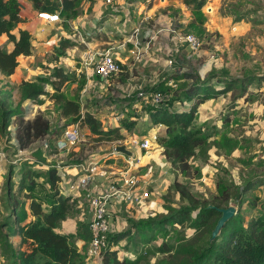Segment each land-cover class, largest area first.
<instances>
[{
    "label": "rangeland",
    "instance_id": "obj_1",
    "mask_svg": "<svg viewBox=\"0 0 264 264\" xmlns=\"http://www.w3.org/2000/svg\"><path fill=\"white\" fill-rule=\"evenodd\" d=\"M80 1V16L76 18L44 19L39 17L40 9L34 8L33 13L40 22L32 33L34 54L18 59L19 65L11 76L0 72V104L6 97L9 106L15 108L21 100V84L26 80L42 82L48 93L40 96L42 103L33 109L31 116L24 117L22 123L16 121L15 126L0 129V150L4 151L5 159H19V163L0 162L5 167V182L10 168L14 170L11 199L7 197L6 183L0 186L4 206L0 211V228L5 221H13L10 210L14 205L21 207L22 202H26L25 208H21L27 213L26 220L34 219L28 208L29 200L23 196L26 189H20L26 168L45 172L50 163H87L99 154L112 151L119 142L130 144L134 139L144 140L153 134L158 139L153 140L150 151L164 153L162 142L168 129L154 123L151 114L162 105L172 110L188 109L190 102L184 94L195 85L194 78L188 76L194 74L198 87L207 83L225 90L201 106L194 122L209 136L204 147L191 159L194 177L186 178L174 167L157 170L155 162L147 160L145 163L150 164L139 171L137 204L115 205L126 206L128 212L121 215L122 222L113 220L111 236L130 232L126 239L113 245L119 257H134L137 251L149 256V262L153 263L168 257L172 252L167 248L195 232L187 225H169L166 231H151L147 224H139L150 217L161 219L169 206L179 208L186 203L173 189L174 182H183L196 195L211 199L218 193L217 183L223 178L234 179L241 190L248 180L264 179V0H208L200 16L194 15L181 0H115L112 4L107 0ZM138 27L139 34L135 35ZM14 31L18 35V31ZM188 34L197 36L200 46L191 56L186 53L190 61L182 64L178 57L187 52L188 47H183L178 36ZM65 40L74 45L63 48ZM10 45L8 37H0L3 50L8 51ZM108 48L119 52L123 60H118L119 72L104 79L96 72L95 61L90 58ZM57 68L76 78L61 92L78 98L81 114H94L105 132L120 128V137L115 138V133L94 134L81 124V140L66 152L55 157L42 147L32 128L37 115L43 114L50 122V136L54 140H58L66 128L79 124L73 117H65L62 105L52 97L55 92L52 82H59L55 76ZM156 92H162L159 103L154 100ZM114 159L104 157L102 160L108 163ZM39 160L42 162L38 163ZM149 166L154 167L153 170ZM83 192L78 208L87 214L91 206L86 189ZM146 192L155 193L156 202H149ZM244 198L241 213L245 227L263 225L264 184L252 186ZM239 200L237 194L231 200L237 210ZM81 211L67 219L63 231H73L74 225L78 227L80 219H85ZM149 238L147 243L143 242ZM208 238L207 234L203 241ZM220 244L227 246L222 240ZM88 250L89 243L84 250L86 261ZM218 258L214 253L205 264H220ZM3 260L0 257V264H9Z\"/></svg>",
    "mask_w": 264,
    "mask_h": 264
},
{
    "label": "trees",
    "instance_id": "obj_2",
    "mask_svg": "<svg viewBox=\"0 0 264 264\" xmlns=\"http://www.w3.org/2000/svg\"><path fill=\"white\" fill-rule=\"evenodd\" d=\"M31 1L34 8L37 7L42 13L50 15L60 13L64 18L80 16V0ZM181 1L192 10L194 15L200 16L208 0ZM22 11L23 5L20 1L0 0V36L6 34L14 43V48L10 52L0 48V72L6 76L15 73L21 55L34 54L32 33L28 29H20L18 35L13 33L15 25L23 21ZM62 44L63 48L74 45L69 40H65ZM185 46L186 44L183 45L184 48ZM186 53L189 54L188 48L187 52L181 53L178 57L182 64L190 61L186 58ZM55 76L59 82H52L55 90L52 97L62 105L61 111L65 117H73L80 124L88 126L94 134L110 136L115 133V138L120 137V128L105 132L94 114L90 112L81 114V105L77 97H68L61 92L66 84H73L76 78L65 73L61 68L56 69ZM188 76L194 78L195 84L185 90L184 97L190 102L188 109L172 110L162 105L156 112H152L151 118L154 123L165 125L168 129V135L163 137L165 139L162 142L165 146V156L184 177L193 178L195 171L191 159L204 147L209 137L203 132V128L196 126L194 122L201 105L207 100L217 98L225 93V90L216 89L207 83H202L198 87L197 76L194 74ZM47 94L42 82L24 81L21 84V100L15 108L9 106L6 97L1 99L0 129L15 126L16 121L22 123L23 118L31 116L33 109L42 103L40 96ZM32 128L36 138L43 139L47 136L52 140L50 122L43 114L34 118ZM13 173V168H10L5 182L9 199L13 196ZM39 177L42 180H39ZM60 182L61 176L56 167L46 168L45 172L35 171L33 168H26L23 171L20 189H26L23 196L29 200L28 208L34 219L26 220L27 213L21 209L25 208L26 202H22L21 207L12 206L10 213L13 221H5L0 228L1 254L9 264H36L34 255L37 251L49 258L43 264H86L85 257H79L78 249L73 246L72 240L76 236L88 244L91 238L88 224L79 222L76 235L57 231L64 220L79 213V200L62 194ZM263 184V178H254L245 182L241 190L234 179L228 181L223 178L217 183L218 193L208 199L196 195L187 184L176 181L177 191L182 201L186 203L179 208L169 206V210L161 219L150 217L139 224H147L151 231L154 229L166 231L169 225L173 227L187 225L194 229L193 235L174 247L167 248L172 254L161 257L153 263L149 262V256H143L137 251H134V257H119L118 250L113 245L126 239L130 232L110 235V247L104 254L102 264H205L214 253H217L220 264H264V224L246 228L241 213L247 192L252 186ZM234 194L239 195L240 200L237 205L239 209L225 223L217 236L219 238L216 237L215 241L212 233L222 215L219 209L229 207ZM207 234L210 238L205 242L203 237ZM15 235L21 236L19 247H15L10 241V237ZM150 239H144L143 242L147 243ZM221 240L227 246L223 247L220 244Z\"/></svg>",
    "mask_w": 264,
    "mask_h": 264
},
{
    "label": "built area",
    "instance_id": "obj_3",
    "mask_svg": "<svg viewBox=\"0 0 264 264\" xmlns=\"http://www.w3.org/2000/svg\"><path fill=\"white\" fill-rule=\"evenodd\" d=\"M115 0H107L108 4L114 3ZM150 1V0H143ZM39 17L44 19L60 18L59 15H50L48 13H41ZM140 27L135 30V35H138ZM179 42L184 45L186 44L189 50L188 56L198 50L200 46V40L193 34L179 35ZM99 56L98 59H96ZM121 54L115 53L112 48L101 50L91 56V61H95L96 72L101 78L108 79L113 74H116L120 70L118 60L121 61ZM96 59V60H95ZM174 62V60H170ZM155 102L159 103L162 101V92H156L154 94ZM80 122L74 127H68L58 140H50L47 136L43 139H39L42 147L47 150L52 156L57 157L58 154L66 152L68 149L75 146L81 140ZM158 137L153 134L152 137H147L144 140L134 139L130 144H125L127 147H139L142 150L152 149L153 140ZM122 142L113 146L112 152L115 154H121L125 166L117 171H110L107 167H100V162L90 160L87 163L74 164L77 171L85 174V183L91 182L95 176H101L105 178V181L96 183L91 188H87V200L91 206V217L88 223L91 238L89 241V259H95L96 263H102L105 252L110 247V235L113 228V216L115 214V205L125 203L128 206H134L140 199L138 193L139 185V173L137 164L139 157H135L133 154L128 155L117 150L118 145H122ZM129 145V146H128ZM7 160L12 163H19V159L15 158L12 160L5 159V153L0 150V162ZM42 161H38L41 163ZM59 163V164H57ZM4 164H0L1 167ZM15 165V164H14ZM41 165V164H39ZM56 167L59 169L64 167L62 162L47 164V168ZM96 188V189H95ZM151 193L146 192L145 196L148 199ZM88 259V260H89Z\"/></svg>",
    "mask_w": 264,
    "mask_h": 264
},
{
    "label": "crops",
    "instance_id": "obj_4",
    "mask_svg": "<svg viewBox=\"0 0 264 264\" xmlns=\"http://www.w3.org/2000/svg\"><path fill=\"white\" fill-rule=\"evenodd\" d=\"M18 1H20V3L23 5V11L21 14L23 21L15 25V27L13 28V33L16 34V32L14 30H17L19 33L20 29H28L31 33H34V31H36L38 29V26H40L39 17H37L33 13V12H35L34 6H33L32 2L29 3L28 0H18ZM30 13H31V15H30ZM26 15L30 16V17H27ZM57 15L60 16V13H58ZM29 19H30V21H29ZM2 36L8 37L6 34L1 35L0 37H2ZM8 40H9V38H8ZM13 48H14V43L12 42V45H10V48L8 51L9 52L12 51ZM22 57H29V56L21 55L19 57V59ZM200 109H201V107H200ZM200 109H199V112L197 114V118H198V115L200 113ZM129 150L132 152L131 154H133L135 157H139V162L137 164L138 173H140L142 169L146 168L150 164V163L149 164L145 163V162H147V160L148 161L153 160L156 164L157 170H162L161 168L166 169V168H170V167H171V169H173V165H172L171 161L165 156V154L163 152L150 151V150H153V148L146 151V150H142L139 147H132ZM120 156H121V158H120ZM104 157H109V158L112 157L115 159L111 160L110 162L107 163L106 162L107 160H102ZM92 159H94L95 162L101 161L99 164L100 167H107L108 169H110V171H114V172L121 170L125 166V163L123 162L122 155L121 154H115L111 150H109V152L105 153V155L99 154L98 156H96L95 158H92ZM151 167L152 166H149V169ZM153 168L154 167H152V170H153ZM4 169H5V167L2 166L1 170H0V179H1L0 180V186H3L5 184V179L3 177V170ZM60 170H61V172L59 171V175L61 176L60 192L64 195H69V196H72L74 198H77L79 200V206L78 207H81L80 197L84 193L83 191L85 189L87 191V188H91L92 186H94V184L101 183V182L105 181L104 177L95 176L91 182L85 183V181L83 180L85 177V174L83 172H80V171L78 172L76 167L74 166V164H64V167H62ZM78 174H80V176H78ZM160 174L161 173H159V175H157L155 178L160 176ZM180 174L182 175V173H180ZM154 188H156V187H154ZM173 189L179 194V192L177 191V188L175 186V182L173 185ZM2 190H3L2 187H0V194L2 193ZM11 198H12V196H11ZM156 198H157L156 194L151 193V195L148 198V201L149 202H152V201L156 202L155 201ZM0 204H2L0 211H3L4 206H3V202H2L1 197H0ZM80 211L81 210L79 209V212ZM115 211L116 212L113 216V220L115 221V219H116L119 222H122L120 219L121 215H123L125 212H128V211H126V206L120 207L119 205H117L115 207ZM83 213H85V214H83ZM81 215H84L83 218H85V219L84 220L80 219V221L81 222L83 221V223L88 224L90 217H91V212L88 211L86 214V211H83V212L81 211ZM67 219L61 223V226L57 229V231L60 233L76 235L78 227H76L75 225H74L73 231H63L62 230L64 228L63 225H65L64 223H66ZM10 241L15 247H19L20 243H21V236H19V235L11 236ZM72 243H73V246L78 249L79 257H86L84 250L87 249V243L84 240H82L76 236L72 240ZM0 252H1V249H0ZM83 255H85V256H83ZM0 257L2 258V261L4 262L2 254L0 255ZM48 260H49V258L46 255L40 253L39 251H37L34 255V261L36 264H43ZM86 264H97V263L95 262V259H89L86 261Z\"/></svg>",
    "mask_w": 264,
    "mask_h": 264
},
{
    "label": "water",
    "instance_id": "obj_5",
    "mask_svg": "<svg viewBox=\"0 0 264 264\" xmlns=\"http://www.w3.org/2000/svg\"><path fill=\"white\" fill-rule=\"evenodd\" d=\"M117 150L128 155H131L132 153L125 144L118 145ZM219 211L222 213V215L215 229L213 230L212 237L214 239L219 235L225 223L236 214L237 209L234 206L230 205L227 208H220Z\"/></svg>",
    "mask_w": 264,
    "mask_h": 264
}]
</instances>
